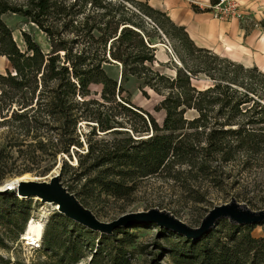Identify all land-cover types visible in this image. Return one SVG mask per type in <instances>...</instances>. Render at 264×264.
I'll return each mask as SVG.
<instances>
[{
    "label": "trees",
    "instance_id": "obj_1",
    "mask_svg": "<svg viewBox=\"0 0 264 264\" xmlns=\"http://www.w3.org/2000/svg\"><path fill=\"white\" fill-rule=\"evenodd\" d=\"M219 2L210 0L211 6ZM7 14L21 15L36 26L48 49L42 50L26 33L21 34V48L3 20ZM260 26L264 29V20ZM159 33L170 43L169 63H176L173 77L155 68L152 40L162 43ZM0 57L12 69L0 73V128L5 127L0 137V183L24 174L43 177L57 165V155L70 157L83 142L84 156L77 157L75 166L61 160L60 176L66 170L85 176L80 192L84 200L92 188L123 199L136 181L158 175L209 177L219 184V173L236 154L245 159L243 167L256 164L264 154V71L197 47L184 28L147 2L23 0L18 5L0 0ZM108 64L121 66L124 83L133 78L142 93L148 89L161 97L156 107L165 115L161 126L148 112L120 98L123 86L107 75ZM91 86L100 90L93 92ZM187 111L198 117L187 121ZM83 123L86 135L80 131ZM187 128L194 131L186 133ZM149 132L145 139L136 136ZM107 135L113 138L100 137ZM91 173L94 177L87 179ZM29 201L0 193V204L7 206L0 211V221L12 228L22 221L19 229L0 231V249H7L4 238L14 241L24 232ZM242 201L249 204L245 197ZM55 217L57 221L45 228L40 251L49 260L57 256L53 264H80L84 258H89L88 264H133L127 248L136 237L123 231L128 228L109 236L97 233L92 252L93 232L76 223L69 230L71 220L57 212ZM255 226L222 219L196 240L157 227L173 264H264V225L258 238L251 234ZM0 264L9 262L0 258Z\"/></svg>",
    "mask_w": 264,
    "mask_h": 264
},
{
    "label": "rangeland",
    "instance_id": "obj_2",
    "mask_svg": "<svg viewBox=\"0 0 264 264\" xmlns=\"http://www.w3.org/2000/svg\"><path fill=\"white\" fill-rule=\"evenodd\" d=\"M14 1L18 5L23 3V0ZM235 1L240 4L243 19L238 22L245 30V33L248 35L252 30H256L257 32L264 34V29L260 26V22L264 20V0ZM3 20L11 30L13 39L21 48L23 46L21 34L26 33L40 45L42 50L46 51L48 49L45 35L26 18L21 15L7 14L3 17ZM159 36L162 38V43H159L156 38L152 40V44L157 45L156 60L158 63L155 65V68L162 74L173 77L175 73L172 68L176 63H169L170 61H173L170 43L162 34L159 33ZM255 49L257 51L254 50L250 53L252 56L257 55L258 53L262 54V46L257 45ZM218 56L226 58L225 55ZM11 70L9 62L5 58L0 57V73L5 74L6 71ZM104 70L110 78L116 80L118 84L123 86L124 92L120 95V98L129 101L137 108L149 112L155 121H157L160 126L162 125V122H159V118H162L161 121L164 119V112L156 109L161 100L160 96L148 89L144 90L145 92L142 93L138 88V83L133 78H129L128 81L124 83L121 78V66L118 64L105 65ZM90 89L93 92L100 90L97 86H91ZM91 98L99 99L98 96H91ZM196 117H198V114L194 111H187L184 114V119L187 121ZM1 120L2 119H0V121ZM80 129L82 134L86 135L88 133V129L85 127L84 123ZM4 130L5 127L0 128V137ZM185 131L186 133H189L194 130L187 128ZM149 134L150 132L137 134L136 136H138L139 139H145ZM100 137H104L105 139L113 138L111 135ZM121 138H124V135L121 136ZM80 139L83 141L84 138L80 137ZM85 153L86 144L83 142L81 148H75L73 152L70 153V157L63 153L57 155V165L45 176L39 177L34 174H26L28 176H25L24 174V176L27 180L47 181L48 178L60 172L61 160L68 161L75 166L77 157L79 155L84 156L83 154ZM13 156L16 157L15 154ZM43 158L50 160L51 157L43 156ZM237 158L238 156L236 154L233 162L224 166V174L221 172L219 173V176L222 177L221 179H217L219 184L212 183L211 178L209 177H198L191 180L187 179L185 176L171 179L166 178L163 175H158L143 178L141 181H136L131 193L123 199L106 197V195L100 194L97 188H92V190H89V195H91L90 198L84 200V197L80 195V192L82 191V185L86 179H84L85 176L78 177L79 171L75 174L73 171L70 172L66 170L65 175L61 176V183L64 187L69 188L73 194L78 195V198L84 202L86 207L104 223L114 221L124 214L158 208L172 213L176 218L190 227H197L207 211L214 206L228 203L231 197H234L241 203L244 202L242 201V198L245 197L249 200V204L246 203L252 210L258 211L264 209V154L256 164H248L245 167L242 165V161L245 159L240 157L238 158L239 160H235ZM94 175V173H91L87 176V179H92ZM17 177L18 176L6 179L0 183V185H3L10 180H14ZM14 196L20 199L16 193H14ZM29 200L26 223L31 219L42 221L43 236L46 226L51 222L57 221V218L55 217V208L52 205L43 204L35 198ZM5 208L7 209V206L0 204V211ZM1 223V233H5L9 229H19L22 225L20 219L16 224L17 228L9 227L4 224V222L0 221V224ZM73 223L75 222L71 221L68 223L69 230L72 229ZM123 231H128V233H132L136 237L134 242L127 248L133 264H173L171 257L166 254L168 247L165 242L160 239V234L162 232L156 225L141 224L136 225L135 228H128ZM251 234L255 238L261 237L263 235L262 226L256 225L253 227ZM99 237L100 236L97 233L91 234V238L94 240V243L90 244L92 252L97 248ZM121 237V235L116 236L112 241L118 240ZM170 237L173 241H176L174 236ZM4 243L7 246V249H0V258L8 261L9 264H41L45 260L48 261V264H53L58 259L57 256H53L49 260V258L46 259L40 254V251L42 250V237L38 249L26 245V242L21 239V235H18L17 239L14 241H8L4 238ZM88 261L89 258H84L80 264H88Z\"/></svg>",
    "mask_w": 264,
    "mask_h": 264
},
{
    "label": "water",
    "instance_id": "obj_3",
    "mask_svg": "<svg viewBox=\"0 0 264 264\" xmlns=\"http://www.w3.org/2000/svg\"><path fill=\"white\" fill-rule=\"evenodd\" d=\"M23 176L19 177L14 187L5 186L0 193H16L22 200L35 198L43 204L52 205L58 214L100 235L109 236L118 228L149 223L187 239L196 240L222 219L238 226L264 225V209L252 210L246 202H238L234 197H231L228 203L214 206L207 211L197 227H190L172 213L158 208L124 214L114 221L104 223L90 209L83 206L75 194L63 186L60 172L47 181L27 180Z\"/></svg>",
    "mask_w": 264,
    "mask_h": 264
},
{
    "label": "crops",
    "instance_id": "obj_4",
    "mask_svg": "<svg viewBox=\"0 0 264 264\" xmlns=\"http://www.w3.org/2000/svg\"><path fill=\"white\" fill-rule=\"evenodd\" d=\"M166 15L176 26L184 28L190 40L214 54L225 55L244 67L264 71V34L252 30L248 35L236 20L215 19L210 0H137ZM199 9L196 12L193 7ZM262 54L252 56L256 46ZM257 51V50H256ZM260 51V50H258Z\"/></svg>",
    "mask_w": 264,
    "mask_h": 264
},
{
    "label": "bare ground",
    "instance_id": "obj_5",
    "mask_svg": "<svg viewBox=\"0 0 264 264\" xmlns=\"http://www.w3.org/2000/svg\"><path fill=\"white\" fill-rule=\"evenodd\" d=\"M157 47V45H154ZM5 58V57H2ZM6 59V58H5ZM162 118H159V122H161ZM25 176H23L24 178ZM19 177L14 180H10L3 185H0V191L4 189L5 186L14 187L15 183L19 181ZM42 221L38 220H30L24 229V232L21 234V239L26 242V245L32 247H39L40 239L42 237Z\"/></svg>",
    "mask_w": 264,
    "mask_h": 264
},
{
    "label": "built area",
    "instance_id": "obj_6",
    "mask_svg": "<svg viewBox=\"0 0 264 264\" xmlns=\"http://www.w3.org/2000/svg\"><path fill=\"white\" fill-rule=\"evenodd\" d=\"M211 13L213 18L219 20L241 21L243 19L240 4L235 0H220L217 5L211 7Z\"/></svg>",
    "mask_w": 264,
    "mask_h": 264
}]
</instances>
